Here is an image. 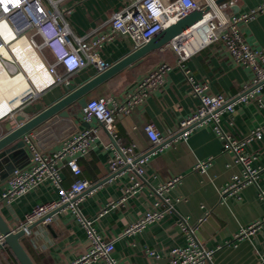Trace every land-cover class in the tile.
Masks as SVG:
<instances>
[{"label": "crops", "instance_id": "obj_1", "mask_svg": "<svg viewBox=\"0 0 264 264\" xmlns=\"http://www.w3.org/2000/svg\"><path fill=\"white\" fill-rule=\"evenodd\" d=\"M129 1L65 0L63 7L68 10L66 18L72 32L83 35L90 30L107 32L112 13ZM233 1L230 10L237 14L258 6L263 0ZM0 29L3 31L2 27ZM239 30L249 45L264 52V11L258 12L254 18L241 21ZM44 31L51 35L50 28H44ZM29 34L17 36L10 43L13 51L16 54L19 52L20 62L33 70L30 74L35 77L25 72L7 44L0 46V64H4L1 59L12 57L18 67L16 72L8 73V77L20 78L23 75L27 82L20 97L15 96L10 101L21 100L26 91L30 92L33 82L40 85L49 79L44 68L46 62L28 44ZM17 42L27 43L24 47L30 48L29 55L17 48ZM98 50L102 60L110 66L134 50V42L129 36L116 34ZM46 54L49 59L53 58L49 51ZM161 60H174L170 49L151 51L138 65L124 68L90 90L86 95L87 100L106 95L115 103L120 102L127 92L133 90L136 82ZM185 65L196 79L208 83L211 93L237 96L250 85L252 79L250 69L234 62L218 41L191 55ZM3 70L0 66V74H3ZM36 72L40 73H37L39 76ZM96 73L97 68L87 64L74 72L67 83L48 85L38 91L31 101H19L10 113L0 117V133L14 122L12 113L16 115L22 110L31 116L65 95L66 86H79ZM262 101L264 85L256 98L236 104L232 112H223L221 124L236 136L245 135L258 126L264 128ZM197 105L198 99L190 92L183 72L174 67L164 74L161 86L153 89L140 105L129 113L115 112L114 135L109 134L96 119L87 122L82 118V111L78 114L80 120L98 129L90 148L77 158L81 167L80 176L90 183L82 193L78 207L82 215L94 218L97 232L106 240L116 238L112 256L120 264H168L170 249L186 241V232L178 222L180 218L185 219L188 225L195 226L196 238L206 249L213 251L211 260L205 264H258L262 261L264 264V201L258 195L259 189L264 190V131L262 139L253 140L247 147V151L255 155L254 167L259 169L257 184H246L220 200L221 190L230 183L233 175H240L241 167L233 161L231 153L223 149L222 141L211 124L197 126L186 137L177 136L165 142L178 132L181 118L189 115ZM146 122H152L160 132L162 138L159 144L153 145L143 130L142 125ZM75 124L77 130L87 128L79 122ZM62 140H56L45 148L56 150ZM109 143L118 147L133 146L137 156H146L142 164L143 181L133 195L99 214L108 200H118L123 188L130 184L128 173L123 171L92 188L109 175L108 160L112 154ZM200 160H209L204 171L195 167ZM60 172L62 185L69 187L74 180L73 174L66 165L61 167ZM178 175L181 176L180 180L162 194L168 198L172 209L161 220L150 222L135 233L122 234L125 227L140 214L153 209L158 199L154 189ZM6 185L7 178H0V194ZM57 198L54 187L45 182L10 204L1 205L0 212L9 226L15 228L33 206ZM6 205L11 206L12 212ZM206 214L204 221L199 222ZM256 221L261 224L253 233L236 236L241 228ZM30 230V234L23 236L21 241L35 264H70L89 247L85 229L69 208L54 215L51 222H39ZM148 250L153 253L149 254ZM0 264L20 263L9 247L4 245L0 250ZM91 264H105V261L100 259Z\"/></svg>", "mask_w": 264, "mask_h": 264}, {"label": "built area", "instance_id": "obj_2", "mask_svg": "<svg viewBox=\"0 0 264 264\" xmlns=\"http://www.w3.org/2000/svg\"><path fill=\"white\" fill-rule=\"evenodd\" d=\"M65 0H0V46H8L12 51L10 41L17 36L23 37L29 34L28 44L38 53L40 59L45 61V71L49 80L29 88L31 93L24 95L20 103L31 101L37 96V92L51 84L67 83L70 76L78 69L87 64H93L97 69H103L108 65L99 55V48L106 40H110L116 34L129 36L134 42V48L144 44L151 36L168 26L180 16L185 15L193 9H208L203 17L172 41L160 49L168 48L174 55L173 61L161 60L155 67L136 82L133 90L126 93V96L118 103L112 101L110 96H99L89 98L82 108L83 120L89 122L96 119L98 123L111 135H114L115 112L129 113L136 106L140 105L147 98L148 94L155 88L160 87L164 74L171 68H179L185 78L190 92L197 97L198 105L191 113L179 121L178 136L186 135L195 127L203 124H211L215 134L221 139L223 149L230 152L233 161L241 167L240 175H233L230 183L221 190L220 200L227 194L238 191L242 186L249 183H256L259 169L254 167L255 155L247 151L248 145L253 140H260L263 137V126L252 129L245 135L236 136L229 129L221 124L220 116L223 112H232L238 103L248 102L260 93L264 85V52L261 49L249 45L242 37L239 30V23L254 18L258 12L264 11V0L256 7L243 13H233L230 8L233 0L217 3L216 0H130L122 8L114 11L109 21L107 32H96L90 30L83 35H76L72 32L66 15L68 10L63 7ZM0 27V28H1ZM44 28H50L54 34L52 38L47 37ZM58 39L69 53L79 56L76 62L73 57H64L60 60L54 57L49 59L46 54L48 45L52 40ZM220 42L229 57L236 63L243 65L252 72L251 83L237 96H226L223 93H211L206 81L196 79L185 65V61L194 53L205 46ZM15 60L25 69V72L33 73L20 62L18 55L13 51ZM49 53H51L49 51ZM4 63L7 73L16 72L18 67L12 57H5ZM75 63L78 66L74 68ZM67 67H66V65ZM24 67H23V66ZM31 71V72H30ZM260 100V98H259ZM261 101V100H260ZM264 101H262L263 103ZM19 103V104H20ZM14 109V108H12ZM12 109L5 114L10 113ZM17 115L23 116L24 120L16 119ZM11 126L5 127L0 135L18 127L29 115L20 110L13 115ZM149 140L153 145L161 142V134L152 122L142 125ZM97 127L89 126L78 129L62 140L61 146L56 150L40 148L32 132L22 136L29 151L28 162L19 167H14L7 177V185L0 194L1 205L10 204L19 196L42 183H49L57 192L55 200L36 204L29 210L24 218L14 229L23 230V236L31 232L29 226L39 219L41 222L49 223L54 215L64 208L72 210L86 232L89 247L86 252L73 260L70 264L94 263L102 259L105 264H120L112 256L116 238L106 240L99 234L94 226V218L82 215L78 204L82 193L89 188L87 179L80 176L81 167L77 158L84 155L92 145L97 136ZM112 149L111 157L108 160L109 174L125 167L119 172H127L130 184L122 190V196L116 200H108L102 211L121 204L128 196L133 195L141 186L143 181V162L145 155L137 156L133 146H120L109 143ZM209 160H200L195 167L204 171ZM66 165L74 176L69 187L62 185L60 169ZM180 175L166 180V182L154 189L157 200L153 209L140 214L138 218L129 223L122 234L135 233L146 226V224L159 221L172 209L168 198L163 197V192L180 180ZM257 184V183H256ZM258 195L264 201V190L259 189ZM63 206V207H62ZM62 207L57 210V208ZM57 210L52 215L50 212ZM207 214L200 218L199 222L206 218ZM264 220V218H263ZM179 225L186 232V241L183 245H177L169 251L168 264H205L211 260L213 251L206 249L196 238L195 226H190L185 219H179ZM261 222L256 221L241 228L236 236L249 235L253 233ZM4 235L0 233V250L4 246ZM149 254L153 252L148 250ZM258 264H263L259 262Z\"/></svg>", "mask_w": 264, "mask_h": 264}, {"label": "water", "instance_id": "obj_3", "mask_svg": "<svg viewBox=\"0 0 264 264\" xmlns=\"http://www.w3.org/2000/svg\"><path fill=\"white\" fill-rule=\"evenodd\" d=\"M221 1L223 0H216V2ZM207 9L208 7H205L203 10L193 9L185 15L178 17L168 26L151 36L144 44L134 48V50L120 60L103 69H97V73L86 82L79 86H66V94L61 98L29 116L18 127L0 135V178H7L14 167L23 166L28 162L30 151L22 138L24 134L32 132L38 146L45 148L56 140H62L77 131L76 122L89 127V124L80 120L78 116L82 108L86 105L87 93L124 68H132L138 65L151 51L165 46L185 29L201 20ZM16 119L24 120V117L17 115ZM179 134L180 132L175 133V135L171 136L165 142L172 140ZM160 145L156 146V148ZM125 167L120 170L125 169ZM119 171L109 174L106 178L94 184L92 188L119 173ZM6 207L12 212L10 205H6ZM62 207L57 208V210ZM57 210L50 212L48 215H52ZM14 218L16 220V217ZM42 220L43 218L31 224L29 229ZM0 233L4 235L3 245L9 247L20 264H35L22 244L21 238L24 234L23 230L14 229L13 226H9L1 212ZM194 233L196 235V229Z\"/></svg>", "mask_w": 264, "mask_h": 264}, {"label": "bare ground", "instance_id": "obj_4", "mask_svg": "<svg viewBox=\"0 0 264 264\" xmlns=\"http://www.w3.org/2000/svg\"><path fill=\"white\" fill-rule=\"evenodd\" d=\"M26 44L27 43H21L20 44V42H19L17 44V48H19V50L26 51L27 55H29V50L28 49H30V48L27 49V47H24ZM2 49H4V48H2ZM1 51L4 52L5 50H1ZM18 54H19V52H18ZM28 62L30 63V61H28ZM0 66H1V69L3 70V68H4L3 65L0 64ZM32 66H33V64H32ZM37 73L40 74L39 72H36V74ZM5 75H6V77H5ZM33 75H31V76H33ZM33 77H35V75ZM48 77H49V75H48ZM20 78L19 77H15V78L8 77V73L6 72L5 69L3 70V74H0V114L8 112V110H10L14 106H16V104L20 101L19 98H17L18 100L10 101V99L15 97V96H19L20 97V95L24 92V89L27 87V82H26L25 77L23 75H21ZM28 93H31V91L30 92L26 91V94H28ZM26 94H24V95H26Z\"/></svg>", "mask_w": 264, "mask_h": 264}, {"label": "clouds", "instance_id": "obj_5", "mask_svg": "<svg viewBox=\"0 0 264 264\" xmlns=\"http://www.w3.org/2000/svg\"><path fill=\"white\" fill-rule=\"evenodd\" d=\"M54 33L51 32V35H47V37L49 38H52V35ZM48 49L49 51L51 52L52 56L55 58V59H62L64 57H73L75 59L76 62L79 61V56L77 54H74V53H69L65 47L63 46V44L61 42H59L58 39L56 40H52L51 43L48 45ZM66 65V64H65ZM78 66V63H75L74 65V68H76ZM67 67V65H66ZM50 79V78H49ZM48 79V80H49Z\"/></svg>", "mask_w": 264, "mask_h": 264}, {"label": "rangeland", "instance_id": "obj_6", "mask_svg": "<svg viewBox=\"0 0 264 264\" xmlns=\"http://www.w3.org/2000/svg\"><path fill=\"white\" fill-rule=\"evenodd\" d=\"M0 115H2V114H0Z\"/></svg>", "mask_w": 264, "mask_h": 264}]
</instances>
